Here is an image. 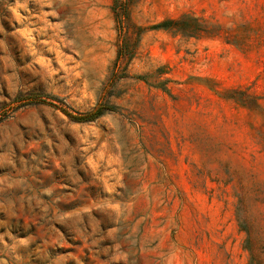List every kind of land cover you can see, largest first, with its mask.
I'll return each mask as SVG.
<instances>
[{
    "label": "rangeland",
    "instance_id": "rangeland-1",
    "mask_svg": "<svg viewBox=\"0 0 264 264\" xmlns=\"http://www.w3.org/2000/svg\"><path fill=\"white\" fill-rule=\"evenodd\" d=\"M0 264H264V0H0Z\"/></svg>",
    "mask_w": 264,
    "mask_h": 264
}]
</instances>
